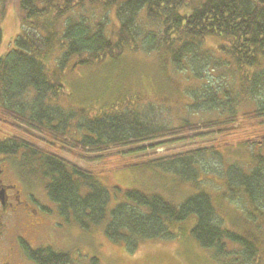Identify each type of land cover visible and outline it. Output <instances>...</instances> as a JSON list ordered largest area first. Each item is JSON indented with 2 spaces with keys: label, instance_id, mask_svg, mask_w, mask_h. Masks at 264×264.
<instances>
[{
  "label": "trees",
  "instance_id": "obj_1",
  "mask_svg": "<svg viewBox=\"0 0 264 264\" xmlns=\"http://www.w3.org/2000/svg\"><path fill=\"white\" fill-rule=\"evenodd\" d=\"M9 3L0 0L3 15ZM20 5L22 31L15 39V49L0 58V119L14 133L0 140V155L48 178L50 199L62 214L73 215L82 226L86 220L101 224L108 219V237L124 242L130 250L138 247L139 239L175 238L171 228L181 229L194 215L196 224L190 234L213 251L215 260L260 264L261 239L251 232L241 235L223 228L208 193L200 192L175 206L159 194L117 187L126 199L108 215L111 195L97 179L99 174L139 167L173 169L195 179L200 159L219 155L218 146L172 149L181 143H199L206 137H227L249 130L236 112L237 97L232 90L202 86L187 105L194 112H226L224 118L161 125L151 120V106L137 111L128 104H113L93 117L79 110L77 135L71 136L73 115L55 103L64 95L56 91L63 85L57 74L47 71L44 59L53 57L56 48L62 49L56 57L62 68L74 57H80L77 64L85 65L107 56L117 60L128 49L142 48L146 52L165 51L177 70L188 69L196 78L207 76L208 68L215 72L231 65L234 71L258 66L260 72L239 86L242 98L255 107L243 113L254 136L239 143L264 144V0H20ZM112 7L119 21L116 39L106 32L109 25L113 26L106 14ZM98 9H105V13ZM180 9L186 10L184 14ZM206 37L220 39L217 51L222 58L216 59L217 51L204 47ZM1 41L0 26V45ZM160 148L165 152L160 153ZM237 170L232 165L226 172L231 187L239 185L233 195L239 192L241 197L243 193L264 202V171L255 168L243 173L241 169L238 174ZM249 216L256 221L250 212ZM262 225L256 226L261 229ZM21 244L36 264H73L69 252L52 247L34 249L24 241Z\"/></svg>",
  "mask_w": 264,
  "mask_h": 264
},
{
  "label": "rangeland",
  "instance_id": "obj_2",
  "mask_svg": "<svg viewBox=\"0 0 264 264\" xmlns=\"http://www.w3.org/2000/svg\"><path fill=\"white\" fill-rule=\"evenodd\" d=\"M104 10L98 9L97 12L104 14ZM185 11L180 9L182 14ZM106 14L113 24L108 26L107 35L116 39L114 32L119 26V21L115 8L107 9ZM141 17H144V10ZM0 26L2 28L0 58H3L15 49V39L22 31L23 11L20 0H10L4 15L0 5ZM219 42L218 37H206L203 41L204 47L213 51H217ZM61 54L62 49L59 51L56 48L53 57L49 60L44 59V63L47 71L50 74H57L63 85V89L58 88L56 91H62L64 95L55 103L61 106L65 113L73 115L71 136L77 135L75 123L79 110L84 109L88 116L93 117L108 111L113 104L119 106L128 104L137 111H144L151 106L153 108L151 120L161 125L177 126L185 120L198 122L209 118H224L226 112L205 110L194 112L188 109L187 105L194 101L202 86L211 84L220 91L224 88L232 90V95L237 97L236 112L241 116V121L245 122V125L248 124L245 128L249 130L227 137L220 135L214 138L206 137L199 143L195 141L181 143L172 149L184 151L196 149L198 146H218L219 155H207L200 159L195 179L175 173L173 169L164 170L159 167L113 170L99 174L97 179L111 195L108 215L118 202L126 199L118 193L117 187L159 194L175 206L200 192L208 193L217 215L222 219L223 228L241 235L251 232L261 239L260 264H264V207L260 206L264 202L252 200L243 193L241 194L245 198L241 197L239 192L233 195L239 185L231 187L230 178L226 173L228 167L232 165L242 169L243 173L252 172L255 168L264 171V144L239 143L253 135V130L249 128V119L243 116V113L255 108L253 102H246V98H242L239 86L250 82L253 76L260 72V68L244 67L234 71L235 66L231 65L215 72L208 68L207 76L196 78L188 69L177 70L165 51L158 53L146 52L142 48L136 51L128 49L117 60L107 56L103 60H95L85 65L77 64L80 57H74L65 67L60 68L56 57H60ZM222 57L218 51L215 52L216 59ZM1 121L3 119H0V140H3L14 133L7 126H3ZM226 141L230 146H220ZM158 151L164 153L165 148ZM240 170L236 173L240 174ZM32 172L31 169L20 168L16 161H10V181L18 185L23 198L29 204L26 207L31 208L33 213L37 210V215L31 212L26 214L24 210H20L17 216L8 214L9 216L4 217L7 232L5 239L1 240L5 248L13 245L16 253H24L20 238L25 237L34 249L52 247L69 252L73 264H223L213 258L211 249L202 247L190 234V229L196 224L194 215L181 229L171 228V232L176 234L175 238L139 239L138 247L130 250L124 242H115L108 237L105 232L108 219L101 224H93L86 220V226H82L73 215L62 214L57 203L48 196L46 185L49 179ZM249 212L256 221L251 219ZM38 220L41 221V226L30 228V224ZM261 222L263 228L258 229L256 225ZM0 248L3 249L1 246ZM26 262L34 264L28 258Z\"/></svg>",
  "mask_w": 264,
  "mask_h": 264
},
{
  "label": "flooded vegetation",
  "instance_id": "obj_3",
  "mask_svg": "<svg viewBox=\"0 0 264 264\" xmlns=\"http://www.w3.org/2000/svg\"><path fill=\"white\" fill-rule=\"evenodd\" d=\"M10 161L11 159L9 157L0 155V240L5 239L7 225L4 217H6L8 214L17 216L20 210H24L26 214L31 212L32 214L37 215V210H35L33 213L31 208L26 207L29 204L25 198H23L22 192L20 189H18V185L10 181ZM30 225V228L40 227L41 221L38 220V222L31 223ZM21 241L29 244V241L25 237H23V239L20 238V243ZM0 242H2L0 246L3 247V249L0 248V264H29L26 262V258L28 257L22 244V250L25 254L23 252L16 253L17 250L13 245H9L7 248H5L3 241L1 240ZM34 264L36 263L34 262Z\"/></svg>",
  "mask_w": 264,
  "mask_h": 264
}]
</instances>
